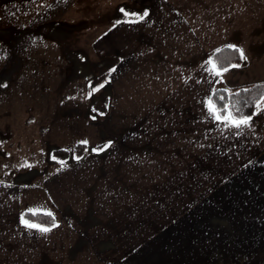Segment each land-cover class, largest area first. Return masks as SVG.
<instances>
[{
    "label": "crops",
    "instance_id": "crops-1",
    "mask_svg": "<svg viewBox=\"0 0 264 264\" xmlns=\"http://www.w3.org/2000/svg\"><path fill=\"white\" fill-rule=\"evenodd\" d=\"M105 3L89 46L103 112L0 104V264H264V97L239 127L209 103L264 84V0ZM222 46L243 64L215 69Z\"/></svg>",
    "mask_w": 264,
    "mask_h": 264
},
{
    "label": "rangeland",
    "instance_id": "rangeland-1",
    "mask_svg": "<svg viewBox=\"0 0 264 264\" xmlns=\"http://www.w3.org/2000/svg\"><path fill=\"white\" fill-rule=\"evenodd\" d=\"M100 6L105 0H0V104H91L103 112L104 76H95L89 54ZM9 107L0 119L10 116ZM76 112L78 106L66 107L64 118ZM81 112L97 122L90 110Z\"/></svg>",
    "mask_w": 264,
    "mask_h": 264
},
{
    "label": "trees",
    "instance_id": "trees-1",
    "mask_svg": "<svg viewBox=\"0 0 264 264\" xmlns=\"http://www.w3.org/2000/svg\"><path fill=\"white\" fill-rule=\"evenodd\" d=\"M243 61L240 51L236 47L231 46H222L210 55V62L219 71L240 66ZM221 96L224 97L223 100L219 99ZM262 97H264V84H256L233 92L218 88L212 92L210 101L217 114L221 117L231 114L232 118L239 120L251 117L257 102ZM225 105H227V108L224 107ZM85 147L84 144H77L73 148L74 151H83ZM21 219L28 221L29 224H35L37 227L47 228L53 223L52 216L43 212L24 211L21 213Z\"/></svg>",
    "mask_w": 264,
    "mask_h": 264
},
{
    "label": "snow or ice",
    "instance_id": "snow-or-ice-1",
    "mask_svg": "<svg viewBox=\"0 0 264 264\" xmlns=\"http://www.w3.org/2000/svg\"><path fill=\"white\" fill-rule=\"evenodd\" d=\"M145 15H146V14H145ZM241 56L243 57V52H242V50H241ZM225 71H227V69H225ZM219 99H220V100H223L224 97L221 96ZM209 103L211 104V101H209ZM224 107L227 108V105H225ZM210 110H211V108H210ZM215 118H216L217 120H221V116H220V115H216ZM229 119H232V122L235 124V126H236V127H239L241 124H247L248 121L251 119V117H245V118H243V119H239V120H236V119L232 118V117H231V114H229V115H225V116L223 117V120H225V121H228ZM23 222H24L25 224H27L28 227H30V228H35V227H37V225H35V224H29L28 221H26V220L23 221ZM43 231L47 232L48 229L45 228V229H43Z\"/></svg>",
    "mask_w": 264,
    "mask_h": 264
}]
</instances>
